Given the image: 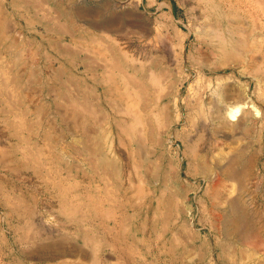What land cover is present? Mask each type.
Returning <instances> with one entry per match:
<instances>
[{"label": "rangeland", "instance_id": "obj_1", "mask_svg": "<svg viewBox=\"0 0 264 264\" xmlns=\"http://www.w3.org/2000/svg\"><path fill=\"white\" fill-rule=\"evenodd\" d=\"M262 1L225 61L212 0H0V264H264ZM77 80L106 88L90 126Z\"/></svg>", "mask_w": 264, "mask_h": 264}, {"label": "bare ground", "instance_id": "obj_2", "mask_svg": "<svg viewBox=\"0 0 264 264\" xmlns=\"http://www.w3.org/2000/svg\"><path fill=\"white\" fill-rule=\"evenodd\" d=\"M212 2H213V5L215 7H218V6L219 7H222V5H223V7L228 8V11L225 9L226 12H223V14H222V17L224 19H226V21H227V25H225V27H224L225 30H223V29L220 28V26H218L219 23L217 24V26H215L214 24L211 25V23H210V24H208V26L206 28V31L209 30V31L212 32L211 34L213 35V38L211 36L210 37L216 41V42L214 41L216 43V45H217L216 46V51L219 52V53H221V56H223V59H225V61L226 60L228 61V60H231V59L233 60L234 58L237 59L238 57L241 56L242 50H244L245 47L248 46L247 45L248 44V40L247 39L249 38V36L251 37L252 40H254L253 42H255L258 38H261V36L258 37L256 35L257 29L256 28H253L254 26L252 27V31L251 32L246 31L247 29L246 30H243L244 28H243V26L241 24L243 22L240 21L241 20L240 19V14H238V11L242 8V6L240 5V3L241 2L243 3V0H221V2H220L219 5L216 4L215 0H212ZM247 2H248V4L251 5L252 2H254V0H247ZM262 2L263 3L259 2L258 5L264 6V5H261V4H264V1H262ZM244 4H246V3H244ZM250 16H251V14H250ZM249 19H252V18L250 17ZM93 26H95V24ZM95 28H97V27H95ZM115 28H116V26H115ZM104 29H105V27H104ZM107 29L109 30L110 28H107ZM113 30H115V29H113ZM206 31L204 30L203 32L206 33ZM245 34L247 35V37L245 36ZM260 42L261 41H259V43ZM185 48L186 47L183 45L182 46V52L183 53H185ZM251 48L253 50V46H251ZM249 49H250V47H249ZM260 51H262V50H260ZM240 52H241V54H240ZM253 54H254V52H253ZM240 111H241V107H239L237 109H231L229 111V115H230L231 118L235 119L237 117V113H239ZM256 114L257 115L259 114L258 111H257ZM234 159H235V157H234ZM234 159L233 158L229 159L227 161V163L225 165H223V166L218 165L216 167V169H215L216 170L215 173L219 177V184H223V182L225 183V181H231V182L234 181V182H238L240 184V186H241L240 189L243 190L242 187L244 188V184L245 183L247 184L246 181H247V179L249 177L248 176V173H250V172H247L248 171L247 168H244V169L242 168V170L237 169V167H235V165H237V164H235V163L238 161V158H236L237 161H235ZM223 185H225V184H223ZM231 195L230 196L228 195V198H226V203H227V206H228V208H227L228 210H227V214L225 216V218H226V221H225V224H224L225 229H226L225 231L227 233V236L228 235L231 236L233 233H235V232L238 231L237 234L240 232L241 235H240V233H239V235L242 236V238H244L245 240H247V239H249L248 236H249V233H250V231H249V227L250 226H249L248 221H247L248 219L245 217V215L243 213V210L241 209L239 203L235 199V196L234 197H231ZM222 199H224V198H222ZM250 237H251V235H250Z\"/></svg>", "mask_w": 264, "mask_h": 264}, {"label": "crops", "instance_id": "obj_3", "mask_svg": "<svg viewBox=\"0 0 264 264\" xmlns=\"http://www.w3.org/2000/svg\"><path fill=\"white\" fill-rule=\"evenodd\" d=\"M74 79H76V78H74ZM73 86H74V90L78 91L79 100L82 99L83 103H85V106L87 108L86 110H84L83 112H81L79 114L74 113V116L78 117L79 122L88 123L90 126L91 122L94 121V118H93L90 110L92 107L93 100L98 98V95L97 94L93 95V93H94V91L98 92L100 90V88H103V90L106 89L105 85H104V83H99L97 81L96 86H93L90 83H86V82L82 83L80 80L79 81L77 80V82H73ZM86 128H88V126L84 127L85 131L87 132ZM89 131H90V129H89ZM88 137L90 138V135Z\"/></svg>", "mask_w": 264, "mask_h": 264}]
</instances>
